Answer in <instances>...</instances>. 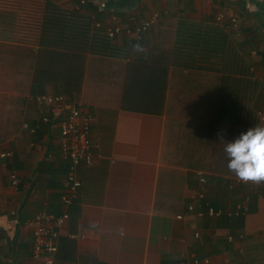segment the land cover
Instances as JSON below:
<instances>
[{
	"label": "crops",
	"instance_id": "1",
	"mask_svg": "<svg viewBox=\"0 0 264 264\" xmlns=\"http://www.w3.org/2000/svg\"><path fill=\"white\" fill-rule=\"evenodd\" d=\"M50 1L103 31L128 18L158 19L139 42L124 33L114 37L125 50L115 58L40 48L28 29L0 37V264H42L32 256L27 227L42 212L68 215L60 238L75 242L76 258L71 263L57 255V264H264V187L217 173V166L204 169L205 151L214 153L221 137L223 76L237 71L171 62L178 24L219 29L246 76L260 84L249 107L264 108V0ZM0 8L15 12L19 24L34 22L36 8L30 11L26 0H0ZM56 95L92 118V163L77 167L80 187L67 207L60 198L70 160L59 149L60 120L36 102ZM200 176L218 218L197 201L187 212ZM238 207V216L227 215Z\"/></svg>",
	"mask_w": 264,
	"mask_h": 264
},
{
	"label": "trees",
	"instance_id": "2",
	"mask_svg": "<svg viewBox=\"0 0 264 264\" xmlns=\"http://www.w3.org/2000/svg\"><path fill=\"white\" fill-rule=\"evenodd\" d=\"M35 13L31 17L32 25L19 24L16 14L11 10L0 8V34L3 39L8 36H19L20 27L35 33V43L40 48L52 49L61 52H72L90 56L120 57L124 49L116 46L103 29H96L92 20L78 11H67L50 0H26ZM42 6H38V4ZM37 4V5H36ZM10 12L14 13L12 15ZM22 30V29H21ZM18 32V34H16ZM25 32V31H24ZM22 34L23 31L21 32ZM164 42L163 40L160 43ZM173 48L172 63L184 68H197L198 65H208L228 72L229 66L237 71L234 75H225L222 79L220 93L217 100V115L220 120L219 131L221 134L218 148L214 153L205 151V170H213L217 166V173L233 175L227 168V156L224 145L240 132L249 127L241 125L238 119V104L245 101L248 96L253 98V93L260 86L259 82L246 76L237 57L229 53V41L225 33L216 28L204 25L178 24L171 42ZM239 74H242L239 76ZM224 75V74H223ZM66 80V79H65ZM63 80L62 82H64ZM63 86L64 84L61 83ZM67 87V85H66ZM77 88L70 87L75 93ZM248 95V96H247ZM248 98V99H249ZM227 131V132H225ZM230 132V138L229 133ZM208 149V148H206ZM232 173V174H231ZM261 186L264 187L262 181ZM208 203L202 202V206ZM209 204V203H208ZM210 206V204H209ZM222 219H229L222 216ZM246 216H239L238 221H244ZM233 220H235L233 218ZM65 262H74L76 258V245L73 240L59 239L58 254Z\"/></svg>",
	"mask_w": 264,
	"mask_h": 264
},
{
	"label": "built area",
	"instance_id": "3",
	"mask_svg": "<svg viewBox=\"0 0 264 264\" xmlns=\"http://www.w3.org/2000/svg\"><path fill=\"white\" fill-rule=\"evenodd\" d=\"M80 5L85 4V0H78ZM158 19V14H154L149 20L134 22L133 18H128L122 23L105 28V34L113 39L121 33L131 37L133 41L139 42L143 35ZM96 29H100L99 23L94 24ZM248 96V95H247ZM249 98V96H248ZM241 101L238 104V119L237 121L245 127H264V112L258 109H251L249 107V99ZM38 104H47L51 113L59 122V149L63 156L70 160V169L66 178L63 194L60 198L61 204L64 207L70 205L71 201L77 196L80 187V181L76 175V169L81 164L90 165L92 163V152L90 144V129L92 125V118L89 114L84 112L78 105L69 103L62 95L56 96H41L36 98ZM46 125L50 119L46 116L42 118ZM30 134L35 135L36 130L30 128L27 124L24 125ZM10 186L17 188L19 179L15 174L9 175ZM203 176L198 179L199 189L192 198L191 203L187 207V212L191 213L194 209L195 201L202 205L206 200L205 183ZM205 214L212 218H218L222 214L220 211L214 210L208 203H205ZM242 213L241 207L237 208L234 213H228V216H238ZM200 215H204L201 212ZM66 212L59 216L42 212L35 215L29 220L27 227L32 237V256L34 259L41 260L42 264H57L56 258L58 254V246L60 239L61 225L67 220ZM182 220V216L176 217ZM195 239H199V234H194ZM231 241V238H228ZM197 260H193L192 264H199ZM205 263V262H204Z\"/></svg>",
	"mask_w": 264,
	"mask_h": 264
},
{
	"label": "clouds",
	"instance_id": "4",
	"mask_svg": "<svg viewBox=\"0 0 264 264\" xmlns=\"http://www.w3.org/2000/svg\"><path fill=\"white\" fill-rule=\"evenodd\" d=\"M227 168L238 179L264 181V127L247 128L224 145Z\"/></svg>",
	"mask_w": 264,
	"mask_h": 264
},
{
	"label": "rangeland",
	"instance_id": "5",
	"mask_svg": "<svg viewBox=\"0 0 264 264\" xmlns=\"http://www.w3.org/2000/svg\"><path fill=\"white\" fill-rule=\"evenodd\" d=\"M21 29H22V30H21ZM22 31L24 32L23 28H22V27H20L19 34H21V32H22ZM16 34H18V32H17ZM252 109H253V110H254V109L261 110V109H264V108H263V106H262V105H258V106H256V108H252Z\"/></svg>",
	"mask_w": 264,
	"mask_h": 264
}]
</instances>
